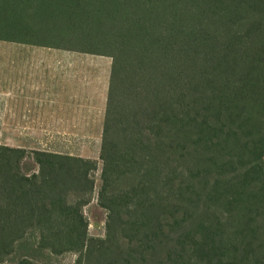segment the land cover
I'll return each mask as SVG.
<instances>
[{"label": "trees", "instance_id": "trees-1", "mask_svg": "<svg viewBox=\"0 0 264 264\" xmlns=\"http://www.w3.org/2000/svg\"><path fill=\"white\" fill-rule=\"evenodd\" d=\"M0 40L111 59L100 166L0 143V262L264 264V0H0Z\"/></svg>", "mask_w": 264, "mask_h": 264}, {"label": "rangeland", "instance_id": "rangeland-1", "mask_svg": "<svg viewBox=\"0 0 264 264\" xmlns=\"http://www.w3.org/2000/svg\"><path fill=\"white\" fill-rule=\"evenodd\" d=\"M110 62L109 57L102 58ZM106 64V63H105ZM105 100H0V143L33 149L69 152L98 159ZM99 169L95 173V190L83 207L87 231L103 236L106 211L96 201ZM76 255L65 252L48 255L40 264H75ZM0 264H16L14 260Z\"/></svg>", "mask_w": 264, "mask_h": 264}, {"label": "crops", "instance_id": "crops-1", "mask_svg": "<svg viewBox=\"0 0 264 264\" xmlns=\"http://www.w3.org/2000/svg\"><path fill=\"white\" fill-rule=\"evenodd\" d=\"M102 58L0 40V100H106L110 62Z\"/></svg>", "mask_w": 264, "mask_h": 264}]
</instances>
